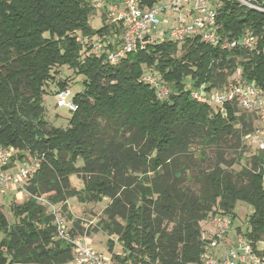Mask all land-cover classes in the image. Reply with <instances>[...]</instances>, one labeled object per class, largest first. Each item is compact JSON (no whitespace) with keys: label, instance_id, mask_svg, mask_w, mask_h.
Here are the masks:
<instances>
[{"label":"trees","instance_id":"16d2710c","mask_svg":"<svg viewBox=\"0 0 264 264\" xmlns=\"http://www.w3.org/2000/svg\"><path fill=\"white\" fill-rule=\"evenodd\" d=\"M112 1L93 28L96 8L88 0H0V146L13 150L14 161L36 159L22 183L25 199L10 202L12 223L0 207V264H69L76 236L98 230L122 244L123 254H112L118 264H201L202 222L215 214L230 218L232 235L264 257V153L255 146L244 155L257 116L236 103L219 107L190 96L199 86L210 92L249 83L264 95V12L237 0L215 7L223 42L254 35L257 50L213 46L199 36L163 38L111 64L107 52L121 35L103 15ZM62 68L83 77L65 128L47 123L42 104L50 86L67 88ZM145 72L168 88L164 97L140 80ZM208 150L214 159L203 165ZM72 196L109 202L88 232L68 213L72 226L61 236L49 207L64 210ZM237 201L251 207L242 227Z\"/></svg>","mask_w":264,"mask_h":264},{"label":"built area","instance_id":"2783aa9c","mask_svg":"<svg viewBox=\"0 0 264 264\" xmlns=\"http://www.w3.org/2000/svg\"><path fill=\"white\" fill-rule=\"evenodd\" d=\"M96 9L104 8L105 0H88ZM241 4L264 12V5L256 0H237ZM168 7L176 15L178 24L158 34L156 27L158 20L156 15ZM112 21L121 28L120 42L114 50L107 52L106 60L111 64H117L127 53L143 46L144 41L155 42L163 38L173 41H184L188 37L199 36L200 39L211 45L222 44L224 47H242L249 51L258 49V39L254 35H244L239 38L228 39L223 42L218 32L216 22V8L210 4V0H170L167 6H152L143 9L138 5V0H117L108 3L106 7ZM102 43L96 42L94 50L99 51ZM264 51V44L261 47ZM140 80L157 88L158 97H164L168 93L166 86H160L158 78L151 72H145ZM198 88V89H197ZM200 89V90H199ZM70 96L69 90L62 89L57 93V104L66 106L71 111L75 109L73 102H67ZM190 96L199 102H207L219 107L228 103H236L244 111L254 113L257 116L258 125L248 135V141L264 153V95L253 83L235 84L228 89H212L210 92L202 86L193 88ZM13 150L0 146V194L5 193L9 185L20 186L27 179L30 171L35 167V161L19 166L16 171L8 172ZM36 160V159H35ZM209 228L203 229L201 238L207 241L206 249L200 255L201 264H264V257L256 255L250 243L241 236H236L232 244L225 243L230 220L222 214H215L209 218ZM59 234L67 236L62 225H59ZM220 246V252H214V248ZM69 264H118L91 248L89 244L82 242V237L75 238L73 258Z\"/></svg>","mask_w":264,"mask_h":264},{"label":"rangeland","instance_id":"374dc122","mask_svg":"<svg viewBox=\"0 0 264 264\" xmlns=\"http://www.w3.org/2000/svg\"><path fill=\"white\" fill-rule=\"evenodd\" d=\"M113 2H117V0H113L111 3ZM169 2L170 0H161L157 3V5L159 7L167 6ZM217 2L218 0H210V4L213 7H216V5H218ZM101 14L102 10L96 9L95 13L90 17L89 23L93 28H97L103 24ZM103 15H105L107 21L111 20L110 17L107 18L108 12ZM156 18L158 20V24L156 27V31L158 34H161L163 30L176 26L179 23L176 19V15L173 14L168 7H166L163 12L157 14ZM59 76L62 78L69 76L71 78L68 80L67 84V89L70 92V96L66 99L67 102H71L73 94L80 91L83 87V77L81 75L73 74L71 70H67L66 68L60 69ZM50 89L53 91L43 95V117L49 125L65 128L68 125V121L71 116V110L66 106H59L57 104L58 92H54L53 86H50ZM253 125L254 128H256L258 122L254 120ZM248 140V137L244 138V142L248 143L250 146V148H247L244 153V155L246 156L254 152V147L256 146L250 143ZM207 153L209 155V159L205 161L203 165H206L210 160L214 159L213 151L208 150ZM225 155L227 157L231 156V154L228 152H226ZM33 160L35 161L34 157L25 154V157L22 159V161L15 160L17 162L15 167L18 168L25 163H31ZM13 164L14 159L11 160L10 166H12ZM81 164L82 160L79 159L77 161V165ZM233 167L235 169H239L240 165H234ZM70 178L74 186H76L77 188L82 187V181L76 175H72ZM6 189L4 194H0V207L8 222L12 223L14 221V217L9 207L10 202L13 200L16 203H20L25 199V195L22 185H20L19 187L14 186V190L12 192L9 189ZM108 202V198H102L101 200L96 202H86L80 200L77 196H72L67 199V206L64 210L61 209V205L50 206L49 210L55 214L57 223L59 225H62L66 231H68V229H70V227L72 226V220L67 218V214L70 213L73 219L80 220V225L81 227H83L84 232H88V229H92L93 227H95L97 221H99V219L103 217L102 211ZM235 211L237 215L235 224H239L242 227L246 221L247 214L251 211V207L245 203H242V201H237L235 204ZM209 220L210 219H207L202 222L203 229L206 230L207 228H209ZM230 232L232 233V229L229 228L228 233L226 234H230ZM87 235L88 236L82 235L76 237H82V242L89 244L93 250L101 254L104 258L110 259L112 262H114L112 254H123L122 244L119 242L115 235L109 236L101 230H98L96 232L91 231ZM231 236L232 238L226 237L225 243L232 244V239H234L235 237L233 235ZM109 239L113 240L111 242V250L108 249ZM213 250L215 253L220 252V246L214 248Z\"/></svg>","mask_w":264,"mask_h":264},{"label":"crops","instance_id":"0c3cea01","mask_svg":"<svg viewBox=\"0 0 264 264\" xmlns=\"http://www.w3.org/2000/svg\"><path fill=\"white\" fill-rule=\"evenodd\" d=\"M111 1V0H110ZM17 161V160H16ZM16 161H14V164L12 165V166H8V168H7V171L8 172H14V171H16V167H15V165H16ZM16 187H19V186H16ZM7 189H9L11 192L14 190V185H9L8 187H7ZM6 189V190H7ZM24 195H25V193H24ZM13 201V200H12ZM232 233L230 232V234H229V238H232ZM231 240V239H230ZM233 240V239H232Z\"/></svg>","mask_w":264,"mask_h":264}]
</instances>
